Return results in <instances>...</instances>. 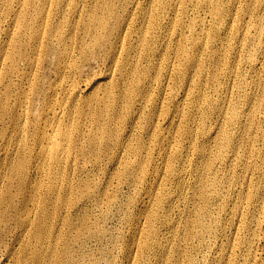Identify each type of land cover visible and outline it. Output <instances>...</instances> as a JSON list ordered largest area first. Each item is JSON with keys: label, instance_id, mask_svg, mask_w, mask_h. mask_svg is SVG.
<instances>
[{"label": "bare ground", "instance_id": "1", "mask_svg": "<svg viewBox=\"0 0 264 264\" xmlns=\"http://www.w3.org/2000/svg\"><path fill=\"white\" fill-rule=\"evenodd\" d=\"M91 1L89 6L88 0H0V138L5 133L3 122L7 120L11 123L8 142L13 143L14 147V156L12 154L5 165L9 172L52 176L56 170L47 167L41 160H49L50 165L58 166L63 159L70 158L73 151L79 156H85L87 150L90 155H98L107 150L105 147L109 140L117 141L122 130L118 127L115 132L112 131L108 118L120 121L121 116L113 107L117 103L131 107L133 96H145L149 91V87L145 86L150 80L147 71H129L125 65L133 55L148 54V42L154 43L160 39L154 33V27L157 23L156 14L163 11L165 6L167 10L177 11L179 1H187L194 8L208 10L212 20L226 22L219 0H157L154 8V4L149 8L138 7L152 0ZM227 1L233 6L229 14L232 21L230 25L225 24L224 30L231 31V38L235 42L228 40L210 49L211 70L206 72L201 59L197 57L199 50L207 46L211 38L207 36L204 40L197 33V28L203 32L205 22L192 17L186 10L184 19L173 21L174 27L179 25L182 28V43L174 55L181 65L167 67L161 72L163 77H168V85L173 75L184 79L210 75L211 90L215 97L195 95L194 91L202 84L201 80H193L189 85L174 84L183 92V96L190 98L196 108L191 116L196 115L201 120V126L194 134L187 128L181 131L183 135H192L187 137L180 152L178 149L166 152L165 145H161L158 156L163 165L153 169L151 174L157 182L155 188L146 187L141 193L137 191L147 176L143 177V158H136L138 152L133 151L134 148L128 150H132L129 152L135 155V159L123 164L125 169L132 170L127 173L131 178L124 184L142 198V203L148 199L147 204L160 209V217L164 218L165 225H171L172 220L167 217L181 200L185 188L184 175L190 174L191 178L188 179L195 181L188 182L199 202L190 222V237L202 246L207 241L206 248L210 249L200 260L189 255L181 264H235L232 258L234 249L245 255L238 264H253L250 259L260 248L259 233H263L264 240V0ZM135 12H140L143 19L147 20L146 26L135 23ZM50 13L56 18L50 19ZM120 27L139 35L137 43L128 44L129 52L122 62V78L129 76L139 79L123 83L119 93L113 91L112 87L106 89L104 98H99L96 93L94 101L87 89L80 88V83L94 89L101 85V80L106 81L112 75L106 73L104 79L92 76L88 81L79 82L84 72V56L106 50L110 61H115L118 45L125 43L120 38ZM111 36L115 42L110 40ZM169 36L167 32L163 38ZM71 59L74 60L73 70L78 74V80L73 84L61 83ZM169 63L168 58L166 65ZM159 74L155 73L153 78L157 79ZM222 90L231 96H220ZM164 92L162 88L161 95H165ZM146 101V98L141 97L136 105ZM174 110L179 117L184 116L180 99ZM78 119H82L83 123L76 129L73 124ZM76 130L80 137L75 140L73 134ZM16 133L31 136L34 139L33 147L22 144V134L13 138ZM207 144H213V148ZM109 152L112 154L111 159L118 157L117 149L109 148ZM66 164L62 169L66 168ZM118 165L117 162L113 163L114 168ZM123 175L124 172L119 174L118 181L124 178ZM36 179L29 180L37 183ZM165 180L173 183L174 192H171L172 189H162ZM38 184L32 185L25 202L37 205V220H31L25 203L20 212V223L23 226L27 223L32 225L38 241H47L59 222L70 224L69 227L76 229L74 240L83 229L90 238L97 237V233L91 235V226L85 223L83 214L75 225L68 219L84 203L75 205L67 190L60 192L52 186L47 187L44 195H38L35 193ZM82 191L88 196L92 194L89 185H84ZM172 193L176 194L177 201L176 197H171ZM128 198H132V195ZM104 204H113V199L106 200ZM50 205L53 209H49ZM6 208H9L8 202ZM147 208L146 205L140 214L143 220L148 221L144 225L150 228L155 237L159 231L154 228L153 219L158 215L148 214ZM0 217L4 216L1 214ZM138 220L139 217H133L131 225H135ZM239 229L242 230V237L237 240L232 235L237 234ZM141 234L138 232L135 236ZM212 237H229L230 241L225 247L222 244L213 247L208 241ZM143 244V249H146L148 242ZM159 249L160 257L166 259L170 256L171 247ZM212 249L214 253L211 251V254ZM60 253L64 256L62 264H76L71 248H63ZM41 258L40 255L35 264ZM130 262L132 264V257Z\"/></svg>", "mask_w": 264, "mask_h": 264}, {"label": "rangeland", "instance_id": "2", "mask_svg": "<svg viewBox=\"0 0 264 264\" xmlns=\"http://www.w3.org/2000/svg\"><path fill=\"white\" fill-rule=\"evenodd\" d=\"M219 2L223 8L225 23L212 20L211 13L208 10L198 7L194 8L187 1H179V9L177 11L167 10L165 6L163 11H159L156 14L157 23L154 27V33L160 39L154 43L148 42V54L133 55L129 63L125 65L126 70L129 71H147V78H150V80L146 82L145 86L149 87V91L145 96H133L131 107L121 106L120 103H117L113 107L118 111L121 120L115 121L108 118L109 128L115 132L116 128L120 127L122 133L117 137V141H108V145L105 147L107 150L104 153L90 155V151L86 149L85 156H79L73 151L71 157L63 159L58 166L50 165L49 160H41L47 167L56 170L52 176H42L36 173L33 175L30 172L24 175L20 172H9L5 165H7V159H10L12 154L14 156L12 152L14 147L13 143L8 142V139H10V133L8 132L11 130V123L7 120L3 122L5 133L0 138V182H4L0 185V213L4 217H0V264H35L36 259L40 255L42 258L37 264H62L64 256L60 251L63 248H71L73 250L74 262L76 264H131V257L133 258L132 264H181L186 256L191 255L200 260L201 256L208 252L210 248H206L205 244L207 241L202 246L196 241L193 242V239L190 237V222L194 218V210H196L195 208L199 204L194 196V190L189 184L191 182L195 183L193 179H188L191 178L190 174L184 175L185 188L181 195V200L171 215L167 217L169 220H172V223L171 225H165L163 222L164 218L160 217L161 210L156 209L154 205L147 204L148 199H144L142 203V198L124 184L125 181L131 178L127 173L129 174L132 170L125 169L123 164H129L135 159V155L129 152L132 150H128L129 148H134L133 151L136 150L138 152L136 158H143L145 165L143 177L147 176L139 184L137 191L141 193L146 187L155 188L157 182H155L151 174L153 169H159L163 165L158 156L161 145H165L166 152L175 149H178L180 152L187 137L194 134L196 129L201 126V120L196 118V115L191 116V113H194L196 108L191 103L190 98L183 96V92L177 89L174 84L178 82L189 85L193 80H201L202 84L195 89V95L203 94L206 98L210 96L215 97L211 90L210 75L208 77H186L185 79L173 75V79L168 85V77H163L161 72L167 67L171 68L181 65L174 58V55L182 43L180 35L182 28L179 25H175L174 27L173 21L184 19L186 10L189 11L192 17L204 20L205 27L203 32L200 31V28H197V33H200L199 36L204 38V40L207 36L211 37L207 41V46L202 47L197 53V57L201 59L202 66L206 72H209L212 68V62L209 60L210 49L228 40L235 42L231 38V31L224 30L225 24L230 25L232 21L229 17L230 11L233 10L232 3L227 0H219ZM88 3L90 6L92 1L88 0ZM153 4L154 8L157 0L143 2L138 7L145 6L149 8ZM122 13L124 15L125 11ZM55 18L56 16L50 13V19ZM134 21L140 26L147 25V20L143 19L140 12H135ZM238 22L241 24L240 19ZM64 24L65 26L67 25L66 22ZM120 30L122 32L120 38L124 39L125 43L118 45L119 48L115 53V61H110L108 57L109 52L106 50L96 52L94 55L88 54V56H84V72L82 71L81 78L78 80V74L74 73L73 70L74 60L71 59L70 65L65 68L64 79L61 83L73 84L77 80L84 82L85 80L88 81L92 76L101 80L106 77V73H111L112 78L109 77L106 81L101 80V85L96 86L94 89H91L90 85L87 87L85 83H80V88L87 89L95 101L96 93L99 98H104V91L106 89L112 87L113 91H118L119 93L123 88V83L136 82L139 78L129 76L122 78L121 70L122 62L129 52V42L137 43L139 35L134 32L130 33V31L125 30L123 27H120ZM167 32H169L170 36L163 38V35ZM110 40L115 42L112 36ZM168 58L170 59V63L166 65ZM155 73H160L157 79L153 78ZM162 88L165 90V95H161ZM93 91L94 95H92ZM219 94L220 96H231L225 90H222ZM141 97L146 98L147 101L136 105ZM178 99L181 100L183 117H179L174 110ZM42 123L41 121L40 124ZM80 123H83L82 119L76 120L73 127L77 129ZM83 127L86 129L85 125ZM184 128L189 129L192 134L183 135L181 131ZM19 134H22L20 135L22 136V144L26 143L32 148L34 139L26 133ZM19 134H14L13 138L19 136ZM79 137L78 130L74 131L73 138L76 140ZM207 146L211 148L213 144H207ZM109 148L117 149V158L111 159L112 154L109 152ZM97 158L98 161H95ZM114 162L120 165L114 168ZM65 163H67L66 168L62 169ZM123 172L124 178L121 180L123 182L118 181L119 174H123ZM30 178L36 179L37 183H39L35 190V193L38 195H44L47 193V187L52 186L56 187L60 192L67 190L75 205L80 206L84 203L81 208L79 207L77 211L72 212L73 215L71 214V217L68 219L75 225L79 216L83 214L85 223L91 226V235L97 233V237L90 238L83 229L79 237H76L74 240L76 229L74 230L69 227L70 224L59 222L52 235L47 237V241H38L34 236L33 226L28 223L23 226L20 223L22 205L27 202L32 185L37 184L31 183ZM84 185L90 186L92 192L90 196L82 191ZM172 186L173 183L171 181L165 180L162 189H166V191L172 189L171 192H174V187ZM6 192H9V194H5ZM130 194L132 198H128ZM172 196L176 197L177 201L176 194L172 193ZM109 199H113V204L107 206L104 202ZM5 200L9 203L8 209L6 208L7 202ZM25 205L26 212L31 216V220H37L35 216L37 205L32 202L25 203ZM146 205L148 206V214L157 213L158 215L157 218L153 219L154 228L159 231V234L155 235V237L150 232V228L144 225L148 221L143 220V216L140 214V211L144 210ZM49 209H53V206L50 205ZM133 217H139V220L132 226L130 220ZM225 226L227 224L221 225V227ZM232 231L235 232L234 229ZM241 231L239 229L237 234H233L232 237L236 236L237 240H240V237H242ZM138 232L142 233L141 236H135ZM172 233L175 235L174 239L172 238ZM262 235L263 233H259L258 236L260 248L252 254L250 259L253 264H264V240L262 239ZM146 241L148 242V247L143 249V243ZM208 241L213 247L221 244L225 247L230 240L229 237L224 239L212 237ZM159 247H171L170 256L166 259L160 257L159 252L161 251ZM211 251L214 253L213 249ZM234 251L232 258L234 263L238 264V261L245 258V255L237 251V249H234Z\"/></svg>", "mask_w": 264, "mask_h": 264}]
</instances>
